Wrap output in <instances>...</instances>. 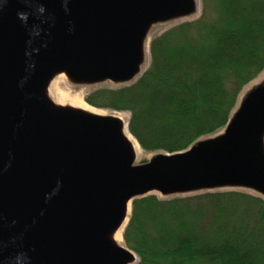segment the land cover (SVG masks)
<instances>
[{
	"label": "water",
	"instance_id": "1",
	"mask_svg": "<svg viewBox=\"0 0 264 264\" xmlns=\"http://www.w3.org/2000/svg\"><path fill=\"white\" fill-rule=\"evenodd\" d=\"M196 10L197 0H0V264H136L123 235L135 199L226 188L264 197V79L223 133L142 163L129 121L50 96L60 74L134 81L151 28Z\"/></svg>",
	"mask_w": 264,
	"mask_h": 264
},
{
	"label": "trees",
	"instance_id": "2",
	"mask_svg": "<svg viewBox=\"0 0 264 264\" xmlns=\"http://www.w3.org/2000/svg\"><path fill=\"white\" fill-rule=\"evenodd\" d=\"M150 52L135 82L85 100L128 112L145 151H185L227 126L264 70V0H202L201 16L153 38ZM124 240L137 264H264V197L227 189L137 198Z\"/></svg>",
	"mask_w": 264,
	"mask_h": 264
},
{
	"label": "rangeland",
	"instance_id": "3",
	"mask_svg": "<svg viewBox=\"0 0 264 264\" xmlns=\"http://www.w3.org/2000/svg\"><path fill=\"white\" fill-rule=\"evenodd\" d=\"M201 14H202V0H197V10L193 14H191V15H189L187 17H182V18H178V19H174V20H170V21H166V22H160V23L155 24L151 28V30L149 32V35H148V49H150V44H151L152 39L155 38L156 36L161 35L165 31H167L168 29L172 28L173 26H175V25H177L179 23L195 20V19L199 18L201 16ZM150 61H151V52L148 53V55L146 57V61H145V63L142 66V74L141 75H143V73L148 69V67L150 65ZM141 75L138 78H140ZM137 79H135L132 82L124 83V84L113 83V82L107 81V82L100 83V84L87 85V84H75V83L71 82L70 79L65 74H60V75L56 76L54 78V80L52 81V83L50 85V88H49V93H50L51 98L56 103H59V104H62V105L75 106V102L78 101V100L79 101L86 102V100H85L86 96L90 92H92L93 90H96L98 88H103V87L117 88V87H119L121 85L131 84V83L135 82ZM263 79H264V70L253 81H251L250 83H248L242 89V91L240 92V94L238 96V100L236 102V105H235V107L233 109V113L240 106V103H241L244 95L254 85L262 82ZM54 85H57V87L60 88V91L66 96L65 98H63L61 100V102L57 101L55 99L54 95H53V90L52 89H53V86ZM88 105L90 107L98 110V112H95V113L102 114V115L117 116V117H120V118L124 119L125 122H128L129 121L130 114L128 112L110 110V109H105V108H97V107L91 106L90 104H88ZM233 113H232V115H233ZM225 128L224 129H221L220 131H218L217 133H215L213 135L206 136L204 138L217 136V135L223 133V131L225 130ZM157 153H159V152H147L144 149H142V153L139 156H137V162L138 163H142V162L148 161V160L151 159L152 156H154ZM227 189H241V190L253 191V190L243 189V188H226V189H215V190H227ZM175 196H177V195H175ZM171 197H173V196H171ZM124 242H125V240H124ZM138 262H139V260H138Z\"/></svg>",
	"mask_w": 264,
	"mask_h": 264
},
{
	"label": "bare ground",
	"instance_id": "4",
	"mask_svg": "<svg viewBox=\"0 0 264 264\" xmlns=\"http://www.w3.org/2000/svg\"><path fill=\"white\" fill-rule=\"evenodd\" d=\"M53 95L55 97V99L59 102H61V100L63 98H65L66 96L60 91V88L57 87V85H54L53 86ZM75 106L76 107H80V108H83L85 110H89V111H92V112H98V110L90 107L86 102L84 101H76L75 102ZM124 120V119H123ZM125 121V120H124ZM125 133L127 135V137L132 141V143L134 144V149H135V152H136V156H139L141 153H142V148L141 146L139 145V143L137 142V140L135 139V137L127 130V128H125ZM122 231L123 229H121L116 235H115V239L116 241L120 244V245H124V242H123V237H122Z\"/></svg>",
	"mask_w": 264,
	"mask_h": 264
}]
</instances>
